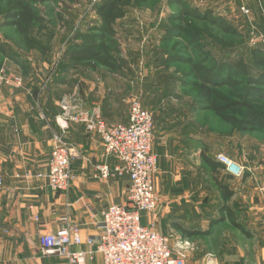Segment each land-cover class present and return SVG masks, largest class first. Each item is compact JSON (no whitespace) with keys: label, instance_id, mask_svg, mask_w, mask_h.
I'll list each match as a JSON object with an SVG mask.
<instances>
[{"label":"crops","instance_id":"obj_1","mask_svg":"<svg viewBox=\"0 0 264 264\" xmlns=\"http://www.w3.org/2000/svg\"><path fill=\"white\" fill-rule=\"evenodd\" d=\"M126 19H131L129 14L123 21L127 22ZM119 39H122L120 32ZM121 46L125 65L123 71L117 73L105 69L60 71L62 57L58 61L54 59L56 64H53L54 61H47L49 56H41L42 60L37 58L40 64H36L20 55V70L6 71L8 76L21 78L23 86H0V176L4 181L0 189V264H69L63 258L43 255L40 236L77 225L83 244L74 250L86 251L87 240L97 238L101 232L103 212L113 204L126 203L131 186L129 177L96 176L97 166L106 164L113 171L119 162L107 157L100 139L87 133L81 124H70L66 135L67 142L78 153L71 163L74 181L69 190L54 192L46 179L38 177L47 172L54 135L60 132L56 122L61 112L59 104L66 96L89 98L86 106H97L103 119L112 125L129 124L130 102L134 96L154 114L152 151L158 157L155 187L161 207L159 229H169L168 232L171 230L183 237L178 228L190 230L198 223L170 218V208L194 199L187 198L181 188L160 186H213L214 177H218L234 193L227 205L239 224L250 233L259 231L264 241V160L250 164L240 157L244 145L243 141L239 145L238 137L239 134L243 137L242 133H234L235 148L215 146L212 138H207V134L204 137L192 119L196 114L173 106L176 102L172 101L173 97L168 99L164 95V86L155 84L157 87L151 88L150 83L149 87H144L140 82L133 86L135 79L144 80L152 71L141 72L143 62L139 64L133 46L127 41H122ZM7 62L13 63L5 58L4 67ZM148 68L152 70L149 65ZM220 153L244 166V176L237 178L227 174L222 164V169L214 172L203 163L202 154L213 159ZM216 191L220 198L217 203L223 205ZM206 193H199L201 200H205ZM149 222L143 220L146 225ZM87 264H103L102 257L97 255Z\"/></svg>","mask_w":264,"mask_h":264},{"label":"trees","instance_id":"obj_2","mask_svg":"<svg viewBox=\"0 0 264 264\" xmlns=\"http://www.w3.org/2000/svg\"><path fill=\"white\" fill-rule=\"evenodd\" d=\"M92 1L90 11L95 16L94 24L88 25L86 29L84 22L76 25L78 30L71 37L59 63L60 71L96 72L99 69H105L110 73L123 71L125 64L119 39L122 21L130 9L142 7L146 0ZM38 2L40 1L0 0V19L3 21L0 30L11 27L19 36V40L8 35L3 36V42L0 43V58H9L21 66L20 49L27 53L37 52L43 57L49 55L51 48L36 36L46 24L38 11ZM60 2L75 5L79 0ZM167 2L169 6L179 7V10L161 24L163 32L160 43L169 47L178 39L184 40L190 55L177 53L174 48L169 51L165 49L166 51L161 52L156 58L155 69L172 71L182 93H188L196 100L198 110L211 112L226 124L231 132L242 134L264 132V49L259 45L251 49V66L243 59L217 61L210 51L205 50L208 47L207 43L216 44L223 50L234 49L245 44L244 34L212 10L201 11L193 8L187 0ZM14 50L16 52H13ZM156 53H159L158 49ZM254 70L259 71L257 76L253 74ZM81 100L87 102L89 98L83 96ZM202 161L214 172L222 169L216 158L211 159L202 154ZM213 181L224 202L219 209V219L212 222L209 230L205 232L178 228L183 238L187 240L209 235L212 227L227 221L234 229L249 235V232L239 224L232 208L227 205L234 195L233 191L218 177H214Z\"/></svg>","mask_w":264,"mask_h":264},{"label":"rangeland","instance_id":"obj_3","mask_svg":"<svg viewBox=\"0 0 264 264\" xmlns=\"http://www.w3.org/2000/svg\"><path fill=\"white\" fill-rule=\"evenodd\" d=\"M37 1H40L37 3L38 11L45 19L46 24L36 36H39L38 39L51 48L47 61H54V59L58 61L63 56L71 37L78 30L76 25L78 26L84 22L86 23L84 29H86L88 25L94 24L95 16L90 11L93 1L79 0V3L75 5L69 3L65 5L60 0ZM187 2L193 8H198L201 11L212 10L216 15L224 17L245 36V44L234 49L223 50L218 45L208 42V47L205 50L210 51L217 61H238L243 59L245 63L251 66L250 51L258 46L252 43L256 38L264 39V0H187ZM242 7L249 9L250 13L248 15L242 14ZM178 10L179 7L169 6L167 0H146L142 7L130 9L129 18L131 19H126L127 22L123 21L120 28V36L122 38L120 43L122 45V41H127L128 44L133 46V50L137 52L136 58L139 57L140 59L139 64L143 62L141 72L144 74L146 71L153 72L150 74L146 73L147 77L144 80L135 79L132 84L135 86V83L140 82L144 87L145 85L149 87L151 83V88L157 87L156 85L159 87L164 86L166 89L164 95L168 96V99L173 97L172 101L176 102L173 106H178V109H188L189 112L192 111L196 114L192 119H194L195 124H198L204 137L206 134L207 138L211 137L215 146H233L235 148V132H231L229 127L211 112L198 110L199 107L196 104V100L189 96L188 93H182L180 85L176 79L174 80L175 76L172 71L166 72L155 69L153 60H156L161 55V52L174 48L177 53L185 56L190 55V51L185 47L186 43L184 40L178 39L169 47H165L160 43L163 32L160 27L161 24ZM2 22V19H0V25ZM123 32L125 33L123 34ZM4 35L19 40V36L11 27L0 30V41H3ZM259 46L264 49V43L259 44ZM157 49L159 53H156ZM19 54L24 59H31L36 64H40L37 61L38 59L42 60L41 55L37 52L27 53L20 49ZM55 61L53 64H56ZM3 65H5L4 59L0 58V70L5 72L9 69L11 72L20 70L19 66L14 62H7V67ZM148 65L151 66L152 70L148 68ZM253 74L257 76L259 71L254 70ZM141 75L143 74L141 73ZM162 76L163 78H161ZM134 98L135 96L132 99ZM201 127L203 128L201 129ZM238 138L239 145L242 141L244 145L243 153L241 155L239 153L240 157L250 162V164L258 159L264 160V132L245 133L243 137L239 134ZM160 187L165 189L181 188L182 193H185L187 198L194 199L187 204L170 208L172 213L170 218H180L184 221H189L191 224L192 221L198 222L193 228H189L190 230L197 229L205 232L209 230L212 222L219 219L221 203H217L220 198L214 185ZM204 191H207V197H204L205 200L203 201L199 193ZM160 210L161 207H159L154 217H144L148 221L155 219L158 229L160 227L158 220ZM168 231L169 229H166V231L159 229L161 234L170 238L171 245H175L178 241H188L190 243L192 249L188 251L187 264H206L209 256L216 264H264V241L259 237L261 233L257 232V230L245 235L234 229L227 221L212 227L209 235L196 236L187 240L176 235L177 233H174V231Z\"/></svg>","mask_w":264,"mask_h":264},{"label":"built area","instance_id":"obj_4","mask_svg":"<svg viewBox=\"0 0 264 264\" xmlns=\"http://www.w3.org/2000/svg\"><path fill=\"white\" fill-rule=\"evenodd\" d=\"M96 1V0H94ZM242 14L249 9L242 7ZM264 43L256 38L253 45ZM0 86L20 88L23 80L11 77L0 70ZM60 115L56 118L59 133L54 135L48 169L38 175L48 181L54 192H67L74 181L71 163L78 156L66 140L70 124H81L89 134L96 135L102 142L105 155L118 160L119 165L112 171L108 165H99L96 176L108 179L127 175L130 179L126 203L113 204L103 212L101 232L97 238H89L86 251H76L83 244L80 228L68 225L56 233L42 234L39 238L41 252L46 256H57L69 264H87L97 255L103 264H187V254L191 250L188 241H178L171 245L170 238L156 229L155 219L146 225L145 216H153L159 207V197L155 187L158 172V157L153 154L154 114L144 108L137 97L130 102L129 124H108L97 106L88 108L85 100L66 96L60 101ZM217 161L227 174L241 178L246 168L220 153ZM0 176V189L3 186ZM206 264H216L209 256Z\"/></svg>","mask_w":264,"mask_h":264}]
</instances>
